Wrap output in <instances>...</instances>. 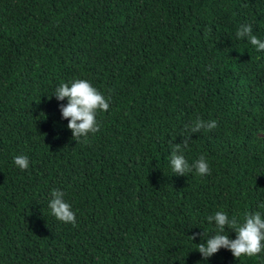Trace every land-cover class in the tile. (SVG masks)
<instances>
[{"label": "trees", "instance_id": "16d2710c", "mask_svg": "<svg viewBox=\"0 0 264 264\" xmlns=\"http://www.w3.org/2000/svg\"><path fill=\"white\" fill-rule=\"evenodd\" d=\"M242 24L264 42V0H0V264H264L191 239L217 211L264 218V50ZM73 79L109 103L78 142L54 95ZM177 145L210 173L175 174Z\"/></svg>", "mask_w": 264, "mask_h": 264}, {"label": "clouds", "instance_id": "9594fccd", "mask_svg": "<svg viewBox=\"0 0 264 264\" xmlns=\"http://www.w3.org/2000/svg\"><path fill=\"white\" fill-rule=\"evenodd\" d=\"M210 31V30H209ZM237 37H247L251 45L256 49L264 50V42L252 33L250 24L240 25L237 32ZM54 95L57 100L63 101L67 98L66 105H60L62 117L68 120L67 127L72 130L73 139L78 142L81 137L86 138L89 133H95L99 130V125L96 120L98 111L106 112L109 109L108 100L98 91L92 84L84 79H73L68 83L61 82L55 89ZM110 99V97L108 98ZM217 127V122L198 121L196 127L192 131H201V129L212 130ZM187 147V142H185ZM182 148L180 145L175 146L170 159V167L177 175H185L186 172H191L195 169L196 173L204 176L210 173L209 165L203 155L195 160L191 165L183 155H178ZM14 163L20 169L29 167L28 157L25 155L15 156ZM51 199L48 207L51 214L61 222L75 224L76 216L71 209V205L65 202L64 193L59 189H52ZM209 223L215 221V235L204 239L205 233H193L192 241L197 236H201V240H206V243L201 242L196 244L198 251L204 260H207L219 249L224 248L233 254L235 258L242 256L252 257L264 251V218L260 212L245 213L243 220L237 217H229L223 211H217L214 215L207 217ZM226 229L228 230L226 232ZM235 232V239H231L229 232Z\"/></svg>", "mask_w": 264, "mask_h": 264}]
</instances>
